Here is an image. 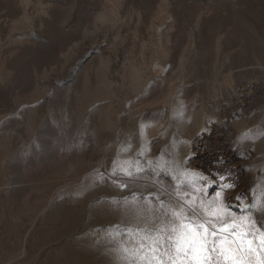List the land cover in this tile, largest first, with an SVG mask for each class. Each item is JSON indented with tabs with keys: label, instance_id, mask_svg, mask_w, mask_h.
<instances>
[{
	"label": "rangeland",
	"instance_id": "1",
	"mask_svg": "<svg viewBox=\"0 0 264 264\" xmlns=\"http://www.w3.org/2000/svg\"><path fill=\"white\" fill-rule=\"evenodd\" d=\"M168 169L264 223V0H0V264H127Z\"/></svg>",
	"mask_w": 264,
	"mask_h": 264
},
{
	"label": "snow or ice",
	"instance_id": "2",
	"mask_svg": "<svg viewBox=\"0 0 264 264\" xmlns=\"http://www.w3.org/2000/svg\"><path fill=\"white\" fill-rule=\"evenodd\" d=\"M147 163L153 168L152 161ZM163 167L165 162L161 158L155 168ZM145 171L138 160L135 164L132 160H124L114 162L112 175L119 172L133 178L136 173ZM168 171L176 181L169 200H161L159 195L150 193L144 199L145 209L138 206L139 197L135 193L132 201L125 199L126 206L132 205L129 209L132 217L143 219L145 226L127 230L129 240L121 243L119 249L124 254L122 260L127 264H264V223L258 225L247 205H239L242 212L238 215L224 203L223 191L208 199L203 187L192 184L196 179L213 184L208 176L180 171L177 179V173ZM224 180L225 176L220 175L219 181ZM113 183L120 189L128 187L116 180ZM186 183L192 185L191 190L182 188ZM218 186L223 190L235 187L230 183ZM153 195L158 205L155 207ZM256 203L252 207H256Z\"/></svg>",
	"mask_w": 264,
	"mask_h": 264
}]
</instances>
